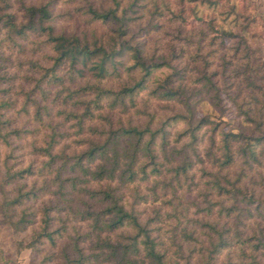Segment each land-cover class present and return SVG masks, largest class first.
<instances>
[{"label":"trees","instance_id":"trees-1","mask_svg":"<svg viewBox=\"0 0 264 264\" xmlns=\"http://www.w3.org/2000/svg\"><path fill=\"white\" fill-rule=\"evenodd\" d=\"M56 1L0 0V62L13 49L21 72L16 84L0 73V219L15 252H39L37 264H264V62L246 26L187 30L184 0ZM159 20L168 37L146 50ZM198 94L218 114L224 97L244 125L195 118Z\"/></svg>","mask_w":264,"mask_h":264},{"label":"rangeland","instance_id":"rangeland-1","mask_svg":"<svg viewBox=\"0 0 264 264\" xmlns=\"http://www.w3.org/2000/svg\"><path fill=\"white\" fill-rule=\"evenodd\" d=\"M34 4H38L44 0H30ZM171 7L177 9V0H169ZM219 4L217 6H207L200 4L197 1H188L184 0L181 7L183 9L184 16L186 17L185 22L182 24V27L191 30L198 27L201 19H213L216 26L224 30H238L241 27L246 26L243 34L248 40L250 47L256 50V55L260 61L264 62V0H229V4H225L224 0H218ZM223 2V4L221 3ZM70 3L67 0H57L54 5L55 11H60L70 7ZM228 5L233 6L235 13L237 15L229 14ZM80 18L79 21H81ZM160 27L152 28L147 34L142 36V41L145 42V49H154L162 48L161 44L168 37L166 33H169L170 29L163 20H159ZM66 26L70 28V22H55V30L58 31L59 27ZM97 32H102L103 27L98 26ZM215 45V44H214ZM213 45V46H214ZM215 47V46H214ZM192 51L191 49H188ZM4 55H8L9 61L0 62V73L5 76L12 78V83L16 84L18 77L20 76V71L15 68L14 63L10 62L17 56L14 53V50H3ZM209 56L208 59H211L214 66L218 62L217 59ZM19 58V57H17ZM16 88V87H15ZM200 101L198 103L197 109L194 113L195 118L206 117L211 121H222L220 127L223 130L231 129L232 132L236 131L238 125H244L239 116H237L234 107L232 104L222 97V105L224 110L222 114H218L210 105L209 99L205 94H198ZM264 112V109H263ZM173 128H181V126H174ZM185 141V140H183ZM202 143H199V147ZM2 148L0 147V153ZM198 173V172H197ZM196 181V179H195ZM198 190H201V187L191 186L190 190L185 193V195L193 196L196 200L201 199L198 196ZM147 211V209L145 210ZM191 212H195L194 208H190ZM29 235V229H24L23 232L17 235L27 236ZM14 237L13 234L9 231L7 226L0 219V264H37L40 259V253L30 248H22L20 251L15 252L14 250ZM221 255L217 258L221 259Z\"/></svg>","mask_w":264,"mask_h":264}]
</instances>
